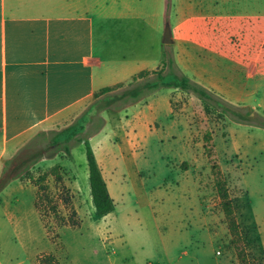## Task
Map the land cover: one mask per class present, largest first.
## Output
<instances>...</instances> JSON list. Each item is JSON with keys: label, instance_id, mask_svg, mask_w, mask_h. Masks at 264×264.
Instances as JSON below:
<instances>
[{"label": "rangeland", "instance_id": "rangeland-1", "mask_svg": "<svg viewBox=\"0 0 264 264\" xmlns=\"http://www.w3.org/2000/svg\"><path fill=\"white\" fill-rule=\"evenodd\" d=\"M146 5L151 9L150 20L141 13ZM229 8L230 12L238 9L239 16L235 17L243 16L242 13H264L263 0H232ZM154 9V4H148L147 0H131L130 12L124 17L119 14L113 20L116 28L113 33L112 22L108 45H104V40L99 44L100 49L113 48V79L122 76V64L135 70L138 65H143L142 56L152 55L159 48L161 55L165 56L155 68L159 69L162 62L168 63L172 58L173 71L178 77L186 78L215 94L216 98L236 106L232 110L249 106L264 115V110L259 107L231 101L221 92L204 86L195 74L177 65L174 52L177 44L163 43L168 25L172 36L175 35L174 15L155 26L152 18ZM223 21L212 22L213 33L209 32L205 38L209 48L214 55H220L222 50L229 48L236 58L234 48L242 50L243 44L251 47L250 58L246 59L259 60L262 68L251 69L248 74L252 79L261 72L262 102L264 21L261 42L257 38L255 42L254 37L249 36L224 35V23L227 21ZM231 23L236 26L235 22ZM126 59L130 62H124ZM169 70L166 66V72ZM153 78L155 75L132 82L131 77L123 82L124 86L101 98L121 94ZM161 92L171 94V123L174 127L169 129L170 133L146 136V140H141L131 126L120 124L130 106L139 102L143 105L149 97ZM152 95L130 106L125 101L111 105L97 103L93 96L84 113L44 126L24 137L9 153L1 163L0 177L8 159L15 158L11 165L12 175L16 174L22 162H28L31 157L34 162L23 166L19 177L0 191L2 264H39V258L49 254L54 256L56 264H240L215 189L211 164L205 154V130L213 133L217 159L228 183L235 218L250 262L264 264V129L207 113L205 104L192 92L162 88ZM81 126L83 130H80ZM69 128V132L76 128L79 130L76 137L70 142H59L65 137L59 134ZM168 136H171V142H168ZM78 140L87 142L99 159L109 155L113 149L115 156L136 158L147 163L141 175L136 176L143 178L145 184L137 193L126 179L115 176L113 187L109 188L115 209L107 216L97 217L95 214L85 146ZM54 166L60 167L72 202L74 206L78 204L76 211L81 221L78 228H73L68 221L69 212L61 200L62 185L50 174ZM45 174H48L44 184L49 188L50 202L39 195L36 185ZM74 183L77 185L75 190ZM173 183H182V187L192 191L196 188L198 228L194 211L184 204L183 197L172 191ZM153 191L160 194L154 197L150 195Z\"/></svg>", "mask_w": 264, "mask_h": 264}, {"label": "crops", "instance_id": "crops-1", "mask_svg": "<svg viewBox=\"0 0 264 264\" xmlns=\"http://www.w3.org/2000/svg\"><path fill=\"white\" fill-rule=\"evenodd\" d=\"M231 1L147 0V3L155 6L152 17L155 26L174 15L173 43L177 44L174 49L177 65L195 74L201 84L221 92L227 99L264 110L261 72L252 79L248 74L251 69L262 68L259 60H247L251 47L243 44L242 50L234 48L236 58L229 48L214 55L205 39L209 32L213 33V21L226 20L224 35L249 36L254 37L255 42L256 38L261 42L264 13H242L243 16L235 17L239 16V11L235 8L230 12ZM130 2L0 0V166L24 137L58 120L84 113L87 102L95 93L123 83L141 71L157 69L156 65L165 56L161 55L159 48L152 55L142 56L143 65H138L135 70L122 64V76L113 79V48L99 47L102 40L108 45L113 20L119 14L124 17L130 12ZM119 8L125 13L119 12ZM141 13L150 20L148 6ZM231 22L236 26L233 27ZM115 28L113 22V33ZM124 62L130 61L126 59ZM143 103L130 106L120 124L131 126L141 140H146V136L170 133L169 129L174 127L171 123V94L156 93ZM95 159L113 202L109 188L113 187L117 175L126 179L135 193L144 187L143 178L136 176L141 175L147 163L115 156L113 149L109 155L101 159L96 156ZM128 165L131 167L127 168ZM182 185L173 183L172 191L183 197L184 204L194 211L198 228L197 190ZM73 189H77L75 183ZM158 194L159 191L150 193L154 197ZM75 208L78 209V204Z\"/></svg>", "mask_w": 264, "mask_h": 264}, {"label": "trees", "instance_id": "trees-1", "mask_svg": "<svg viewBox=\"0 0 264 264\" xmlns=\"http://www.w3.org/2000/svg\"><path fill=\"white\" fill-rule=\"evenodd\" d=\"M166 66L170 69L169 72H166ZM173 68L174 60H172V58H169L168 63H166L165 61L162 62V66L159 67V69L154 71L144 70L132 77V82H139L140 79L155 75V78H153L152 80L149 79L142 84H137L133 88L128 89L121 94H115L113 96H106L101 98L102 95L109 94L110 92L124 86V83H120L115 86L102 89L101 91L95 93L94 97L95 99H97V103H107L108 105H111L112 103L114 104L119 101H125L128 102V106H130L135 102H139L146 97H149L162 88H175L196 94V96H198V98L205 104L207 113H216L221 117V119H226L229 117L239 124L264 129L263 114L259 113L249 106H241L237 107L238 110H232V108H235L236 106H233L232 104L216 98L215 94L199 85L191 83L186 78L178 77L174 73ZM116 107H118V105H116ZM83 129V126H81L80 130ZM73 130L74 131L69 132V128L60 133L59 136L65 135V137L64 140L60 139L59 142H70L72 139H74L79 130L77 128ZM83 142L84 140H78V143ZM84 146L87 158L88 183L90 187L92 203L95 209V214L97 217H104L113 212L115 205L107 191L105 181L102 177L101 170L95 159L92 149L87 142H84ZM204 148L205 154L209 160V163L211 164L212 172L215 177V189L221 201L222 211L225 215L228 223V229L233 238V243L237 251L239 263L251 264L241 238L238 223L235 218V210L231 201L228 183L217 159L216 146L213 141V133L210 130L204 131ZM67 151H69V148H67ZM29 159L30 160L28 162H22L18 166L15 175L11 174V165H13L15 158L14 160L8 159L4 162L2 174L0 177V191L3 190L13 179L19 177L18 174L23 166L34 162V159L31 160L32 157ZM50 174L55 177L57 183L62 185L61 187L63 191L61 194V200L63 206L69 212L68 221L70 222V225L73 228L80 227L81 221L79 220L78 213L72 202V197L69 194V189L64 185V180L60 174V167L54 166L50 170ZM47 177L48 174L43 175L41 178H39V182H36V185L39 187V195L43 198L46 197L50 202L51 197L49 195V188L44 184ZM30 178L32 179L31 176ZM41 182H43V184H39ZM39 264H56L55 258L50 254L41 256L39 258Z\"/></svg>", "mask_w": 264, "mask_h": 264}, {"label": "water", "instance_id": "water-1", "mask_svg": "<svg viewBox=\"0 0 264 264\" xmlns=\"http://www.w3.org/2000/svg\"><path fill=\"white\" fill-rule=\"evenodd\" d=\"M163 43L165 45H170L173 43V36L171 34V28L169 25L166 27V30L164 33Z\"/></svg>", "mask_w": 264, "mask_h": 264}]
</instances>
